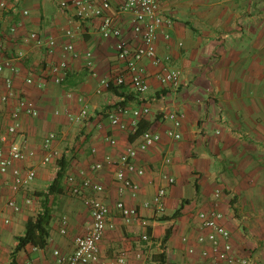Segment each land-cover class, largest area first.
Masks as SVG:
<instances>
[{
  "label": "crops",
  "instance_id": "crops-1",
  "mask_svg": "<svg viewBox=\"0 0 264 264\" xmlns=\"http://www.w3.org/2000/svg\"><path fill=\"white\" fill-rule=\"evenodd\" d=\"M61 1L0 0V58L25 54L17 61L20 73L14 78V94L28 99L38 110L37 116L21 115L17 135L36 154L22 163L35 167L36 177L27 191L36 200L26 204L25 192L18 193L21 211L9 213L8 224L0 219V264H10L27 219L42 210L44 198L39 192H47L59 161L65 158L63 190L47 198L51 220L46 246L35 248L29 243L16 255L18 264H64L55 251L69 256L76 237L84 234L91 222L83 196L66 190V176L78 174L106 155L116 158L138 140V136L132 139V113L122 116L126 128H121L111 123L108 111L117 103L133 109L143 102L128 80L121 88L112 86L116 89L101 85L103 78L127 74L117 57V38H104L99 19L79 20L72 7H61ZM162 11L173 23L162 27L157 52L161 57L171 56L169 66L181 71L180 84L162 85L156 77L158 66L149 58L143 59L150 84V113L140 120L149 122L148 129L160 132L162 138L149 150L139 152L138 163L146 172L134 176L140 185L138 195L122 197L128 205L139 207L141 220L127 221L115 214L100 243L99 264H119L122 253L127 255L124 264H196L187 247L201 232L198 212L211 209L227 214L223 222L232 231L234 250L240 255L250 254L256 264H264V0H164ZM122 25L124 35L136 44L129 24ZM13 26L16 32L11 31ZM68 27L76 33L75 53L63 49ZM30 31L53 36L55 51L49 53L26 42ZM165 32L170 33L169 39ZM88 51L91 64L86 58ZM61 59L70 66L62 83L47 80L42 87L26 84V76L38 78L48 62ZM68 92L72 96H67ZM15 104L14 97L7 102L0 100V132L12 122ZM85 104L88 118L82 123L72 122L70 117ZM169 110L184 114L179 139L167 134L171 123L164 115ZM51 131L57 134L53 147L61 157L46 164L41 160L43 140ZM107 137L116 138L117 144L111 145ZM163 174L174 177L175 182L168 184ZM96 177L104 186L100 196L114 207L121 196L113 168L105 164ZM160 187L166 190L162 214L142 206ZM217 188L222 190L220 198L214 195ZM9 193L6 190L0 197L1 205ZM180 207L176 218L159 219L172 216ZM63 217L67 218L65 233L61 232ZM169 227L172 234L162 245ZM144 233L150 240L142 239ZM185 236L191 239L185 241ZM161 254H165L164 261Z\"/></svg>",
  "mask_w": 264,
  "mask_h": 264
},
{
  "label": "built area",
  "instance_id": "built-area-1",
  "mask_svg": "<svg viewBox=\"0 0 264 264\" xmlns=\"http://www.w3.org/2000/svg\"><path fill=\"white\" fill-rule=\"evenodd\" d=\"M163 2L164 0H63L60 3L62 8L72 7L79 20L99 19V31L104 38L112 36L117 38V57L123 62L128 75L124 73L113 78H103L101 85L106 88L110 86L121 88L128 80L143 105L130 109L121 103H117L108 111V117L113 125L126 128L122 116L132 113L131 124L134 127V133L139 120L150 113L147 97L150 84L144 72L143 59L149 58L154 65L158 66L156 77L162 85L178 86L180 84L181 71L169 66L171 56L161 57L157 52V39L162 27L171 26L173 23V19L167 17L162 11ZM1 6L5 7V2H2ZM28 12V10L23 11L24 14H28ZM123 22L129 24L137 38L136 44L133 45L124 35ZM16 29L17 27L13 26L11 31L16 32ZM64 35L68 41L64 44L63 49L75 53L73 38L76 33L74 29L66 28ZM164 35L166 39L170 38L169 32H165ZM24 39L38 47H44L49 53H53L57 46V41L53 36L46 37L38 31H30ZM179 44L181 45V42ZM24 55L23 52H18L15 56H2L0 58V100L7 102L12 97L16 100L15 107L11 112L12 122L0 132V197L6 193V190L10 192L4 205L0 204V219L5 224L10 223L11 213L21 211L23 207L17 200L18 193L25 192L26 204H33L36 200L35 196L27 191L36 177L35 167L22 165L29 157H34L36 154L33 150H29L23 141L17 139L22 127L21 115L23 113L30 116L38 115V110L31 101L14 94V78L20 73L17 61L22 59ZM86 58L88 64H91L92 54L90 51L86 52ZM69 70L70 66L66 59L48 62L41 69L38 78L28 75L25 82L38 87L45 85L47 80L60 84L67 77ZM6 72L8 75H5ZM67 96H72V93L68 92ZM211 99L214 100V97ZM88 116V106L85 104L77 114L70 117V120L75 123H82ZM164 116L171 123L167 128V134L179 139L181 137L179 128L182 125L184 114L177 110H169ZM56 138L55 131H51L45 136L43 140L45 153L41 158L43 163H51L61 157L59 151L53 147ZM161 138L160 132L147 129L138 135L136 144L126 147L118 157L106 155L103 160L92 162L88 167L81 169L78 174L66 176V190L70 194L83 196L84 202L90 210L91 222L87 231L76 237L75 249L69 256H63L60 251H55L59 262L64 264H99L100 243L106 229L112 225L115 214H120L127 221L131 219L141 220L139 207L128 205L122 197L125 194L133 197L138 195L140 185L134 176H141L146 172L145 167L138 163L139 152L149 150L160 142ZM107 140L111 145L117 144L114 137H107ZM169 161V157L165 158V162L168 163ZM105 164L113 168L114 181L121 196L114 207L106 203L100 196L104 186L97 181L96 177ZM163 177L168 184L175 182V178L168 174H163ZM165 195V188L160 187L150 200L143 201L142 206L152 208L162 214L165 211ZM214 195L216 198H220L222 190L217 188ZM7 211L8 213H6ZM226 215L220 209L200 210L198 212L201 232L194 238V243H189L187 247L188 255L195 260L196 264H256L251 259L250 254L240 255L234 250L232 231L223 222ZM66 224L67 218L63 217L62 233L66 232ZM142 239L150 240L149 234L144 233ZM183 239L189 241L191 238L185 236ZM126 259L127 255L122 253L117 262L124 264Z\"/></svg>",
  "mask_w": 264,
  "mask_h": 264
},
{
  "label": "trees",
  "instance_id": "trees-1",
  "mask_svg": "<svg viewBox=\"0 0 264 264\" xmlns=\"http://www.w3.org/2000/svg\"><path fill=\"white\" fill-rule=\"evenodd\" d=\"M110 89H116L112 86L109 87ZM150 123L144 120H140L138 122L136 131L132 137V139L138 135H140L142 132L148 129ZM144 126V128H142ZM67 171V161L65 158H62L59 161V169L57 171V174L55 178L52 180V182L49 184L47 192H39V195L43 197L42 201V210L40 213L37 214L35 217H29L25 223V233L22 236L18 237V243L12 252V258L10 264H18L16 260V255L19 251H21L27 244L31 243L32 245L44 248L48 242L49 237V223L51 220V211L49 207L47 206V198L50 194H58L62 192V183L63 179L65 178V174ZM181 207L178 208L174 214L170 217L167 216H161L160 220H168L171 218H176L180 215ZM172 234V228H167L165 235L162 238V245H165L168 241L169 237ZM162 260L165 259V254H161Z\"/></svg>",
  "mask_w": 264,
  "mask_h": 264
},
{
  "label": "rangeland",
  "instance_id": "rangeland-1",
  "mask_svg": "<svg viewBox=\"0 0 264 264\" xmlns=\"http://www.w3.org/2000/svg\"><path fill=\"white\" fill-rule=\"evenodd\" d=\"M39 192V191H38ZM34 195V194H33ZM35 196V195H34Z\"/></svg>",
  "mask_w": 264,
  "mask_h": 264
}]
</instances>
